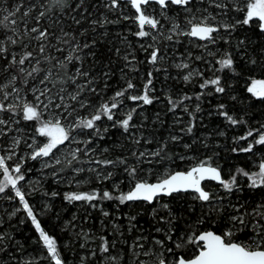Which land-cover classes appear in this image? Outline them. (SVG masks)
I'll return each instance as SVG.
<instances>
[{
	"label": "snow or ice",
	"instance_id": "1",
	"mask_svg": "<svg viewBox=\"0 0 264 264\" xmlns=\"http://www.w3.org/2000/svg\"><path fill=\"white\" fill-rule=\"evenodd\" d=\"M0 201V264H264V0H0Z\"/></svg>",
	"mask_w": 264,
	"mask_h": 264
},
{
	"label": "trees",
	"instance_id": "2",
	"mask_svg": "<svg viewBox=\"0 0 264 264\" xmlns=\"http://www.w3.org/2000/svg\"><path fill=\"white\" fill-rule=\"evenodd\" d=\"M242 86L243 85H241V87ZM242 131H243L242 129H239V128L236 129V133H240ZM232 134L233 133L230 132V135H232ZM239 159H243V154H241ZM33 179H38V177L34 176ZM37 199L39 200V197H37ZM4 207H7V205L3 204V202L0 201V211H2ZM75 212H77V207L75 205H69L67 202L62 201L58 197V198H56V200L54 202L52 213H49L47 216H44L42 218V223L46 227H52L54 225L60 224L61 221H67V220L71 219L72 214ZM55 213H60L61 220L55 219V215H54ZM141 223H143V221H141ZM56 231H60V229L57 228ZM34 234L35 233H34L33 229L30 227V222H29V224H24V225L20 226V231H19L17 238L23 240L25 237L32 236Z\"/></svg>",
	"mask_w": 264,
	"mask_h": 264
}]
</instances>
